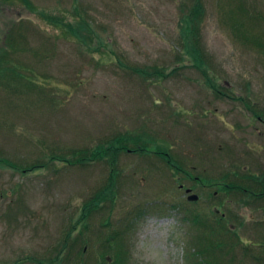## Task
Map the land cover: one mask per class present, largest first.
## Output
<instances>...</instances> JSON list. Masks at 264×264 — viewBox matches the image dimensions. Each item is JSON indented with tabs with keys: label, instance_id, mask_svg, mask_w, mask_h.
<instances>
[{
	"label": "rangeland",
	"instance_id": "374dc122",
	"mask_svg": "<svg viewBox=\"0 0 264 264\" xmlns=\"http://www.w3.org/2000/svg\"><path fill=\"white\" fill-rule=\"evenodd\" d=\"M31 1L40 12L70 19L77 9L104 46L103 53L91 54L22 2L0 0L1 46H6V35L13 34L27 48L9 58L29 66L38 80L42 77L43 91L55 102L50 105L34 95L11 98L18 86L14 82L8 88L11 92L0 87V158L12 163L0 167V264H35L30 258H52L71 217L79 218L83 204L105 182L108 171L103 164L80 168L56 161L49 169L23 176L14 166L25 168L44 155L88 147L110 129L118 134L147 122L155 138L172 144L173 153L189 161L188 168L198 166L197 172L213 179L239 170L241 164L248 173L264 172L262 123L252 122L241 101L214 97L205 86V76L190 63L180 68L181 6L194 0ZM203 1L206 16L200 44L212 74L232 90V96H249L264 110V0ZM126 65L179 69L171 79L152 84L131 75ZM11 69L27 75L19 66ZM155 100L161 102L159 107L155 108ZM174 106L179 116L172 115ZM150 165L137 156L121 158L124 171L118 196L91 217L90 238L111 215L119 226L131 224L129 264H197L194 243L203 232L185 223L183 207L174 204L192 203L191 198L199 196L203 214H224L227 226L236 232L229 241L241 239L253 251L245 255L240 244L230 246L226 254H219L220 261L225 264L234 258L237 264H264V208L240 205L239 198L228 194L208 202L206 188L198 187L190 195L178 192L176 181ZM87 241L85 237L72 247L68 264L101 263L106 251L91 239L83 254Z\"/></svg>",
	"mask_w": 264,
	"mask_h": 264
},
{
	"label": "trees",
	"instance_id": "16d2710c",
	"mask_svg": "<svg viewBox=\"0 0 264 264\" xmlns=\"http://www.w3.org/2000/svg\"><path fill=\"white\" fill-rule=\"evenodd\" d=\"M18 1L22 2L30 11L38 12L41 19L47 25L61 30L63 37L74 38L83 48L85 47V50L89 53H103L101 48L104 46V42H102L101 37L93 28L92 23L84 18L77 9L74 11L73 19H70L65 15L40 12L36 9V6L33 5L31 0ZM205 16L206 7L203 0H194L191 5L186 3L181 6L179 24L181 54L178 55L179 62L181 63L180 68L187 67L189 65L187 63H190L191 67L205 76V86L210 89L214 97L222 100L233 99L241 101L250 112V118L251 120L253 119L252 122L262 123L264 126V110L256 107L254 104L256 102L249 96H232V90L225 87L218 75L215 73L212 74L209 59L205 55L204 49L200 44V28L203 25ZM95 39L100 46L97 45L98 47H96L92 45ZM5 43V47L1 46L0 43L1 89L5 92H11L8 88H12L10 82H14L18 86L14 89L15 94H9V97L19 95L29 97L34 95L37 96L40 101L44 103L49 101L50 105H54L55 102L53 99L47 98L45 90L43 91L45 84L41 81L43 80L41 79L42 77L40 76L41 78L38 80V78H35L37 77L34 75L35 72L29 66L22 65L17 59L9 58L10 54L19 51L25 52L27 48L22 47L17 42V39H14L13 34L9 36L6 35ZM35 55L37 56V53H35ZM13 65L19 66L20 72L22 68H24L27 75L16 73L17 69H11ZM120 65L125 66L122 62ZM127 68H129L131 75L136 74L143 81L152 84L171 79L179 69L176 68L174 71H170L159 67L143 68L127 66ZM9 74L13 75L12 79L9 78ZM28 74H30V76ZM25 103H28V100H25ZM160 105L161 102L155 100V108ZM173 108L172 115L179 116V108L175 106ZM147 124V122H144L141 124L140 128L136 130H125V132H119L118 134L114 133L113 128L109 130L106 136L100 138L96 143L90 144L88 147L75 149L72 153L68 151L62 154L51 153L49 155H44L41 157V160L27 165L25 168L18 165L14 166L17 170L22 172V175L49 169L56 161L65 164V167L81 166L84 168L94 164H103L108 170L105 182L99 185V187L94 190L95 193L83 204L79 213V218L74 220V216L71 217L69 228L64 233L65 236H62L63 240L61 241V246L54 250L56 254L52 258L43 261L30 258L31 262L35 264H68L72 247L87 237L88 241L83 244V254L90 245V240L93 239L97 243L96 246H99L98 248H100V250L103 249V251L107 253V255L102 256L101 263L99 264H129L128 260L131 257V249L127 242V233L131 226L130 223L128 224L129 226H119L113 223L110 215L105 218L101 227L92 233L93 238H90V232H92L90 231L92 226H90L91 217L95 214L102 213L107 208L108 203H111V205L113 202L115 203L118 196V184L123 177L124 171L121 167V158L124 155L137 156L140 159H145L147 162L149 161L151 165H155L158 169L161 168V171H163L165 175H168V178L174 180V183L176 181L178 185L177 191H187L191 189L194 192L198 187L203 189L206 188L208 189V191H206L208 202H212L213 199L220 197L221 194H228L239 198L238 203L240 205L253 207L255 210L264 208V172L257 175L248 173L250 172L246 170L248 167H243L241 164L240 167L237 165L239 170H233L234 172L226 171L218 180L217 178L213 179L212 176H207L203 172H197L199 170L198 166L188 168L190 167L188 164L189 161L173 153L172 144L155 138L149 131ZM10 164L12 163H9L5 158H0V167H6ZM232 166L235 167L236 163H233ZM153 171L152 169L151 173H153ZM189 183L190 185L187 186ZM202 199L201 197V199L199 198L198 201L192 203L188 201H178L174 204V207H183L186 215L183 219L185 223H188L191 228L203 232L202 236L197 237V243H194L196 245L195 258L198 260L197 264H223V262L220 261L219 254H226L230 246L237 247L239 244L245 255L248 252L250 254L252 250H248V247L243 244L241 239L239 242L237 240V242L229 241V238L236 235V232L227 226L226 218H223L224 215L223 217H219L214 212H211L212 215L207 213L203 214L201 212L202 209H199V201H202ZM240 222L242 224L245 223L244 220ZM261 248L264 258V245H262ZM260 256L261 255L254 256V258ZM199 258H201V260ZM235 260L234 258H230L229 263L227 262L225 264H237V260ZM21 263L22 262H18V264ZM240 263L242 264L241 261Z\"/></svg>",
	"mask_w": 264,
	"mask_h": 264
},
{
	"label": "water",
	"instance_id": "95a60500",
	"mask_svg": "<svg viewBox=\"0 0 264 264\" xmlns=\"http://www.w3.org/2000/svg\"><path fill=\"white\" fill-rule=\"evenodd\" d=\"M188 192H190V191H188ZM194 198L195 199H193V197H192L191 200H197L198 199L197 196H194Z\"/></svg>",
	"mask_w": 264,
	"mask_h": 264
}]
</instances>
